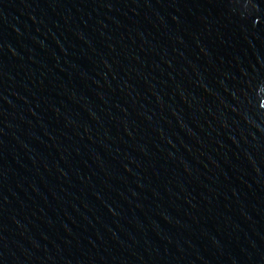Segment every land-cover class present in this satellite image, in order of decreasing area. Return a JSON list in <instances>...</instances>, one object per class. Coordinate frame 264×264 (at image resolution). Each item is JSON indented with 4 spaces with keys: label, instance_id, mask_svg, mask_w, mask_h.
Returning a JSON list of instances; mask_svg holds the SVG:
<instances>
[{
    "label": "water",
    "instance_id": "obj_1",
    "mask_svg": "<svg viewBox=\"0 0 264 264\" xmlns=\"http://www.w3.org/2000/svg\"><path fill=\"white\" fill-rule=\"evenodd\" d=\"M0 264H264V0H0Z\"/></svg>",
    "mask_w": 264,
    "mask_h": 264
}]
</instances>
